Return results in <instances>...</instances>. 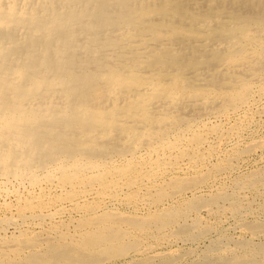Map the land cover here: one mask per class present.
<instances>
[{
	"label": "bare ground",
	"instance_id": "obj_1",
	"mask_svg": "<svg viewBox=\"0 0 264 264\" xmlns=\"http://www.w3.org/2000/svg\"><path fill=\"white\" fill-rule=\"evenodd\" d=\"M263 81L264 0H0V196L16 199L21 218L48 204L47 184L74 206L89 194L115 197L122 183L130 201L153 191L159 202L185 198L193 189L178 175L182 161L201 168L208 132L223 124L197 127L252 106ZM107 212L84 219L79 240L64 233L43 254L36 237L11 234L0 264H103L98 256L126 251L129 236L118 225L124 216ZM162 216L125 222L144 231L172 224Z\"/></svg>",
	"mask_w": 264,
	"mask_h": 264
},
{
	"label": "rangeland",
	"instance_id": "obj_2",
	"mask_svg": "<svg viewBox=\"0 0 264 264\" xmlns=\"http://www.w3.org/2000/svg\"><path fill=\"white\" fill-rule=\"evenodd\" d=\"M253 87H254L253 96L251 97L250 95V98L254 100L251 102L252 106L250 107L248 106V108L242 106L235 112L231 111L223 115H216V114L210 115V117L208 116L204 118V121H202L200 127H197V130L198 129L200 131L203 130L206 133L208 130H210V128L214 129L213 126L223 124L222 126H219L220 128H218V126L215 127L218 128V132H214V131L208 132V135L210 137L209 145L205 143L202 146V150L204 151L205 154L207 153V155L209 153L211 154H209L207 157L204 158V161H202L203 164L201 168H193L192 163L188 164L189 159L187 157L184 158V162L182 161V164H185L184 168H186L185 170L186 173L185 171H182L178 175L183 176V178L181 179L182 183L184 182L183 185L189 188L191 187V189H193V192L191 191L190 193L186 194L185 198L182 197L175 200H172V198H165L163 203L158 201L157 198L158 192L153 191L149 194L146 193L147 195L144 193L142 195L141 194L138 195L139 199L138 197L137 198L131 197V201H130V196L128 197V195H126L127 191H125L124 189L125 185L124 183H122L121 186L123 187L122 190H124V192L121 191L120 187L117 188L119 189L118 190L119 194L116 195L115 197L109 194L108 195L109 197L106 195V197L102 196V198H98L97 194L96 195L89 194L91 197L88 196L86 198H83L84 200L81 199L79 201L80 202L79 206H74L70 202L58 199V196L60 195V190L51 188L52 186H49L47 184V186L50 187V189L45 190L46 192L48 191V196H47L49 198L48 204L43 208H39V209H35L34 211L27 212L26 213V216H28L27 218L25 217L21 218L18 216L17 209L15 206L17 202L14 197L5 198L3 196H0V207H2L0 208V236H1L0 242L5 240L6 238L7 239L11 238V234H13L12 237L15 234L17 235L14 237H18L20 235H24L25 233H27V235L29 234V236L31 235V237L33 238L36 237L35 239L37 240V242L40 241L35 247L36 249L35 252L37 250H38L37 252L39 251L40 252L39 253L34 252V253L43 254V252L50 251L49 247L52 246V244H55L63 240L62 238H64L65 235L70 236V233L71 236L69 238L67 236L66 238L67 242L68 241L70 242L72 239L75 240V238L79 240L83 232V230L81 229L85 227L82 225L84 219H92L98 215L99 216L102 215L107 211H108L107 213H113V214L117 213L116 215L124 216L123 218L125 219L126 217H131V216L134 217L135 219H142L149 217L151 215H159L161 217L162 214L166 217V215L170 214V217H168V219L171 220L169 222H171L172 224L168 223V225H165L163 227L161 226L162 228H160L158 224L154 223L155 226L154 224L152 227L149 226L150 228H147L146 229L147 231L137 228V226L134 225L135 223L127 224L125 222V219H124L125 223L123 222V220H121L120 223H122V225L121 224L118 225L122 227L121 229L125 230L126 232L128 230L127 235H129L126 237L127 239L126 238L124 239L123 243L125 244L123 246L127 247V249H125L126 251L127 250L129 251L126 254V251H120L118 249L119 247L117 248L112 247V249L110 248L108 249L109 251L108 250L104 251V254H101V256L98 257L103 259H106L107 257V260L104 261L103 264H127V263L141 264L142 262L144 263L145 261L146 262L144 264H147L148 262H150L151 264H155V263L168 264V262L169 264H214V263L215 264H264V92H263L264 81L256 82L253 85ZM259 94L260 97H258ZM232 129L234 130L236 129V132ZM220 133L226 136H223L224 138H221L222 135ZM212 139L214 140L212 141ZM220 139L221 141L218 142V140ZM215 143L216 146L213 147ZM207 148L210 150H208ZM211 149H213L212 150L213 152L211 151ZM203 174L205 176H203ZM199 176L203 177L204 179L201 180ZM168 178H169L168 176H165L163 180H168ZM93 189L95 192H97L96 191L97 188H93ZM49 190H51L50 191L51 193L49 192ZM148 197H153V199ZM94 200L97 202V205ZM98 200L100 201L98 202ZM169 201H170V205H169ZM174 201L176 203L178 202L179 204L178 203L176 204ZM59 205L60 208L62 207L64 211L62 210V208L61 209L59 208ZM86 205H88L87 207L90 208L92 207L95 210V212H93V214H88L87 210H84L86 208ZM195 208L199 209V211ZM75 209L77 210V212ZM58 210H60L59 213H55L58 212ZM66 211H70V212L67 213ZM184 211L187 212L184 213ZM9 212L12 213L10 214ZM51 212L54 213V215ZM66 213L67 214L70 213L71 216L67 215ZM182 213H184L183 216L181 215ZM35 215H42V216L37 217ZM46 215L49 216L47 217ZM12 216L14 218L16 217L15 218L16 220H14ZM51 216L52 218H50ZM2 217L4 219H1ZM8 217H10V219L11 218L13 219L12 223L6 222L7 219H9ZM33 221L35 222L33 223ZM178 222H180V224L182 225H180ZM64 224L65 225L67 224L66 227ZM56 227L58 228L56 229ZM48 229L50 231H48ZM135 229L136 231H134ZM155 229L156 230L159 229L157 230L158 233L155 231ZM24 231L25 233H23ZM49 232L52 233L50 234ZM55 232L58 235L55 234ZM64 233L65 235L62 237ZM152 234L154 235L152 236ZM39 236L41 238H39ZM131 236L133 237V239H131ZM50 238L52 240H50ZM134 238H136V240H134ZM41 239H43L42 240V242L44 241L43 243L41 242ZM138 239L140 243L137 242ZM138 243L139 244L142 243V244L138 247L139 245ZM44 244L47 246H45ZM148 247H150L151 250H149ZM143 248L144 250H141ZM146 248L148 250H146ZM110 251L112 253L115 252V254H113L112 257ZM106 252L108 254H106ZM116 254H118L119 256H117ZM156 254H158L159 256ZM28 255L29 252L22 254V256L20 257L22 258V260L20 259V261L21 262H23V260L25 261L26 259H24V257L25 256L27 257ZM107 255H109L111 258ZM103 256H105V258ZM113 256H115V258H113ZM89 257L91 259H87V260H92L93 258H96L95 256H89ZM161 260L165 262H162Z\"/></svg>",
	"mask_w": 264,
	"mask_h": 264
}]
</instances>
